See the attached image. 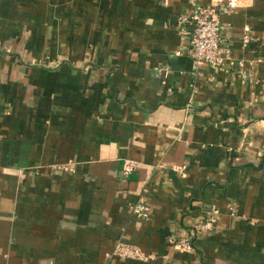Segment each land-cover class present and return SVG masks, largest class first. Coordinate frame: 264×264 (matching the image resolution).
Returning <instances> with one entry per match:
<instances>
[{"label": "crops", "instance_id": "1", "mask_svg": "<svg viewBox=\"0 0 264 264\" xmlns=\"http://www.w3.org/2000/svg\"><path fill=\"white\" fill-rule=\"evenodd\" d=\"M193 1L0 0V264H264V0L229 69L175 54Z\"/></svg>", "mask_w": 264, "mask_h": 264}, {"label": "built area", "instance_id": "2", "mask_svg": "<svg viewBox=\"0 0 264 264\" xmlns=\"http://www.w3.org/2000/svg\"><path fill=\"white\" fill-rule=\"evenodd\" d=\"M237 0H216L209 5H200L192 2L187 12L180 14L178 17V28L183 35L187 37V42L182 50L176 51L186 53L192 59L196 68L206 65L212 69H229L233 65L228 39L222 29L220 15L229 13L237 5ZM248 27L245 26L241 40L243 43L248 42ZM133 162L126 160L124 167L130 170ZM230 212L234 209L232 205L227 207ZM131 212L137 216H144L147 213V207L143 202H135L130 206ZM218 221V208L210 205L205 215L199 217L198 223L190 229L188 236L184 235L179 238H171L169 242L176 249L183 251L193 250V239L199 231L211 230ZM113 253L122 257L143 258L139 249L117 244Z\"/></svg>", "mask_w": 264, "mask_h": 264}]
</instances>
